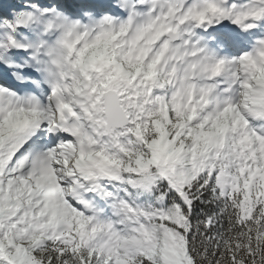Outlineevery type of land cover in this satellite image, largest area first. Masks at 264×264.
<instances>
[{"label": "snow or ice", "instance_id": "obj_1", "mask_svg": "<svg viewBox=\"0 0 264 264\" xmlns=\"http://www.w3.org/2000/svg\"><path fill=\"white\" fill-rule=\"evenodd\" d=\"M0 264H264V0H0Z\"/></svg>", "mask_w": 264, "mask_h": 264}]
</instances>
